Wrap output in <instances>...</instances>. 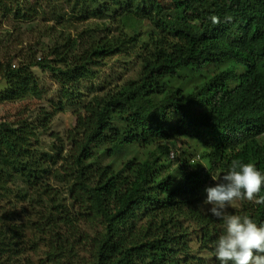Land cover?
I'll list each match as a JSON object with an SVG mask.
<instances>
[{"label": "trees", "instance_id": "1", "mask_svg": "<svg viewBox=\"0 0 264 264\" xmlns=\"http://www.w3.org/2000/svg\"><path fill=\"white\" fill-rule=\"evenodd\" d=\"M213 15L220 23L211 21ZM116 17L122 32L114 35L108 24ZM71 18L101 23L71 35L58 28ZM8 20L17 37L2 28ZM143 21L151 29L138 33ZM26 24L38 40L23 47L19 31ZM138 42H145L136 51L139 78L98 95L91 87L97 84L95 67ZM33 67L57 81L59 106L80 104L85 82L94 96L82 105L83 115L76 113L65 155L58 147L54 154L32 149L22 141L32 134L29 127L0 121V200L12 197L22 204L31 189L37 195L30 208L10 201V209L0 208V264H65L75 256L83 242L76 239L78 218L43 183L61 174L72 182L79 212L93 209L104 225L90 243L94 264H138L148 254L159 264L188 263L193 256L181 253L191 241L183 220L198 228L208 263L219 264L214 243L222 221L208 212L210 205L201 209L200 192L215 174L221 179L233 159L254 162L264 173V141H257L264 134V0H0V104L41 96ZM181 137L205 150L190 163L195 154L188 144L186 158L171 171L165 142ZM160 141L143 160L107 163L120 149L132 152L131 146L149 148ZM59 161L61 174L53 168ZM33 205L47 212L36 214ZM16 207L33 220L32 240L25 224L13 218ZM228 212L264 223V204ZM35 233L47 235L52 245L32 263L27 254L39 248ZM192 264L207 263L198 257Z\"/></svg>", "mask_w": 264, "mask_h": 264}, {"label": "rangeland", "instance_id": "2", "mask_svg": "<svg viewBox=\"0 0 264 264\" xmlns=\"http://www.w3.org/2000/svg\"><path fill=\"white\" fill-rule=\"evenodd\" d=\"M21 1H28V3H32L34 0H21ZM70 5V4H69ZM69 5L66 6L63 5L65 13H67V9H69ZM74 19V18H71ZM9 23H5L2 25V28L4 30H9V32H12V37H17V33L12 28V22L8 20ZM113 22L108 24L110 26L111 31H113L114 35L119 34L122 32L121 22L118 20V17L114 18L112 20ZM54 23V22H52ZM62 24V26H58V28H64L66 32L70 33L71 35H76L81 30L86 29L87 27H97L101 21L97 19L87 20V21H79L76 22L74 19L72 22H69ZM97 25V26H96ZM29 26L28 24L22 26L19 31L20 35L19 38L21 41H24L23 47H26L25 45H28L30 43H34L35 39L37 37L36 34L33 35L31 31L28 30ZM151 29V25L147 21H143L140 25V29L138 33H142L145 31H148ZM124 30V28H123ZM154 31V28H152V32ZM65 32V33H66ZM124 32H126L124 30ZM129 34H131V31H127ZM11 39V36H10ZM45 42L51 43L50 38H43ZM47 39V40H46ZM38 40V39H36ZM149 43L151 42V39L148 40ZM9 44V43H8ZM12 45V44H11ZM145 46V42H138L135 49H129V47H125L122 52L116 53L115 55H112L110 58L104 60L103 62L99 63L94 71L95 74L98 75L95 82L97 84H91V87H93L95 90L98 91V95H104L106 92H116L118 91L122 86L127 84L129 81L136 80L139 78L140 75V68H141V59L140 57L136 56V51L139 49H142ZM20 46H18L16 49L18 50ZM15 49V51H16ZM24 53V52H23ZM37 57H42L41 53L37 54ZM17 60H14V63L16 64ZM34 73L38 76L39 83L41 84L43 90H41V96L38 98H27L24 100H19L16 102H4L0 104V121H10L12 122V125H23L24 127H29L32 132V134H28L26 136L22 137V141L25 145H30L32 149H39L41 152H49L50 154H54V149L58 147L63 149L61 155H65L66 151L71 146V139L70 132H72L76 127V113L78 111L81 112L83 115L84 112L82 111V105L86 104V102L91 100L92 96H94V92L91 91L90 87L87 85V82L81 84V94L79 96V102L80 104H62V106H59V96H58V84L57 81L52 77L50 72L47 70H42L37 67L32 68ZM4 86L3 79L0 78V90ZM174 141L170 142L167 141L165 144H167V148L169 150H177V156L180 158L182 156V159L186 158L184 155V152L186 151V147L188 148V144L191 145L190 151L193 154H200L205 148H202L201 145L194 139H186L184 137L181 138H175ZM257 141L262 143L264 141V134L259 136L257 138ZM163 142H158L153 146H150L149 148H143L139 145L131 146L133 147L132 152H125L124 149H120L121 153L114 156L116 158L115 160L109 158L107 163H114L115 161L121 163L123 165L126 161L132 159L133 157H136L137 159L143 160L146 156H148L147 151L156 148L157 144H162ZM125 147V146H124ZM124 151V152H123ZM121 154V155H120ZM176 156V157H177ZM169 159V157H168ZM176 159V158H175ZM170 160L171 167H169V170L173 171L176 169V160ZM198 159V158H195ZM122 161V162H121ZM165 161V159H163ZM160 160V163L163 164ZM159 163V164H160ZM202 163V161L200 162ZM167 163L165 162L164 165ZM62 162L59 161L53 168H57L59 170V173H63L64 169L61 168ZM124 166V165H123ZM122 167V166H121ZM220 174H215L213 177V181L216 184L220 181L219 177ZM68 176H64V174H61L60 176H48L44 178V184H47L51 188V194L54 193V198L58 200V205H63L66 207V210L74 212L75 216L78 218V220L74 223L76 232L78 233V236L76 237L77 240L83 241L80 244V248H76L75 256L71 257L68 262L65 264H94V256H93V250L90 245L92 241V237L95 235H100V233L104 232V225L100 223V218L97 217L95 212L92 210H87L84 212H79L77 207L74 204V201L71 198L70 195V184L72 183ZM215 178V179H214ZM214 183H209L206 186L203 187V189L200 192V196L203 200H206L207 193L205 191L206 187L213 186ZM15 187H17L15 185ZM33 189L30 190L29 193H26L24 195V201H19L22 204H17L12 197L9 199H2L0 200V208L10 209V205L8 206V203H14L17 205H25V207L30 208L31 204L34 202V199L37 197V195H33ZM10 201V202H9ZM29 203V204H28ZM250 206V209L255 206L254 202L249 201H234L232 205L228 207L227 210H241L244 205ZM40 206L33 205V211H35L36 214H38V211L41 213H46L47 210L45 206L39 210ZM205 209V204L203 203L201 205V209ZM15 210L12 211L14 213L13 218L20 222L25 224V235L27 237H30L31 240L33 239V230L30 229L32 221L31 218L28 216L26 218L23 216L19 209L16 207ZM43 213V214H44ZM54 219V217L52 216ZM94 220L88 223H84L85 221ZM184 226L186 227L185 232L187 233L189 239L191 240L190 248L184 246V250L181 251V253L188 252L189 255L193 256L190 262L188 263H182V264H192L195 262V259L200 257V259H203L204 262L207 264L210 259V254L204 250H200V238L199 233H197L198 228L195 224H191L189 222H186V220H183ZM144 225V221L142 223V226ZM41 228H43L45 231H47V226L44 225ZM32 230V231H31ZM33 233V234H32ZM37 236V245L39 248H37L36 252L28 253L33 260L32 263L36 258L39 259L42 257L43 252L50 248L52 245V239H51V245H50V238L47 235L44 234H38L35 233ZM50 234V233H49ZM87 236V239L84 241L83 237ZM206 254V255H205ZM208 255V256H207ZM207 256V257H206ZM24 260H27L25 258H21ZM177 260V259H176ZM142 263L138 262V264H159L158 261L155 262V258L148 254L142 261ZM37 263V262H36ZM170 264V263H169ZM178 264V260L177 263ZM211 264V263H210Z\"/></svg>", "mask_w": 264, "mask_h": 264}, {"label": "clouds", "instance_id": "3", "mask_svg": "<svg viewBox=\"0 0 264 264\" xmlns=\"http://www.w3.org/2000/svg\"><path fill=\"white\" fill-rule=\"evenodd\" d=\"M210 19L214 24L220 23L215 15ZM177 152L168 150L167 155L170 160L176 158V166L179 165ZM198 160L199 155L195 154L190 163ZM262 188L264 173L254 162L239 159L231 161L215 186L205 188L204 204L210 205L208 212L222 221L223 230L214 243V255L219 264H264V223H257L247 214H232L227 210L234 201L264 204Z\"/></svg>", "mask_w": 264, "mask_h": 264}]
</instances>
